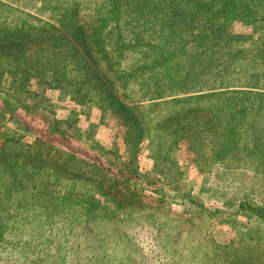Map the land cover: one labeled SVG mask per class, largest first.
I'll use <instances>...</instances> for the list:
<instances>
[{
  "label": "rangeland",
  "instance_id": "374dc122",
  "mask_svg": "<svg viewBox=\"0 0 264 264\" xmlns=\"http://www.w3.org/2000/svg\"><path fill=\"white\" fill-rule=\"evenodd\" d=\"M218 1L203 0L207 8ZM131 2L0 0V224L9 212L4 238L16 245L0 261L64 264L63 233L52 223L66 214L47 220L28 196L23 210H11L19 196L3 188H74L119 218L153 223L158 236L142 221L124 229L129 246L108 242L110 264H126L129 251L130 264L174 256L180 264H264V223L228 201L263 202L262 176L249 160L213 161L228 137L213 103L184 100L198 94L152 99L143 87L150 78L133 84L132 69L159 55L139 47L148 33L134 25L146 20L128 12ZM228 31L243 36L252 27L230 20Z\"/></svg>",
  "mask_w": 264,
  "mask_h": 264
},
{
  "label": "trees",
  "instance_id": "16d2710c",
  "mask_svg": "<svg viewBox=\"0 0 264 264\" xmlns=\"http://www.w3.org/2000/svg\"><path fill=\"white\" fill-rule=\"evenodd\" d=\"M8 1L29 7L34 0ZM131 1L128 10L135 12H128L140 22L146 20L142 25H134L138 32L141 26L148 33L147 44L139 47L147 46L159 55L158 60H148L147 64H139L132 69L137 76L132 79L133 84L137 79L141 78L140 83L143 84L150 78L143 87L145 92H153L152 99L198 94L184 100L213 103L228 136L227 143L215 150L213 161L231 166V163L236 165L249 160L264 182V0H241L239 3L237 0H219L210 8L203 0ZM230 20L250 24L251 33L241 36L229 32ZM137 34L135 32L131 36L135 46L139 45ZM152 39L157 41V47L152 46ZM120 40L116 36L117 46ZM243 40L246 41L245 48H238V42ZM126 45L123 44V48ZM4 48V51L8 49ZM112 102L118 101L112 99ZM175 120L178 122L179 118L175 117ZM195 135L190 133L189 137L196 139ZM9 179L8 186H18V178ZM63 189L3 188V192L7 197L19 196L18 203L11 204L14 208L11 210H23L19 208L28 196L36 202L38 212L47 220L58 217L61 212L66 214L55 219H60L59 223H52L59 226L63 233L64 264H110L106 255L107 243L120 241L129 246L130 240L125 236L124 229L130 230L136 225L142 227V221L157 235L153 223L147 218L127 221L117 217L91 194L74 191V188ZM228 201L235 202L233 206L237 210L253 213L264 223V201L238 195L234 199L228 197ZM66 205L65 212L58 211ZM16 206L19 208L16 209ZM7 213L4 212L6 218L2 216L0 224V252L13 255L16 245L4 238L9 221ZM129 257L132 258L131 251L125 254L126 264H130ZM181 257L165 258L163 264H180ZM38 263L37 259L27 261L23 257L12 258V262L7 259L0 261V264ZM189 263L192 264V261ZM202 264L216 262L210 258Z\"/></svg>",
  "mask_w": 264,
  "mask_h": 264
}]
</instances>
